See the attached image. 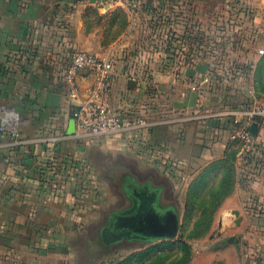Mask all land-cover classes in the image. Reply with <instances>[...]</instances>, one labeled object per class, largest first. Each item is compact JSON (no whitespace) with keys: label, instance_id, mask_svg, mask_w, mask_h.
<instances>
[{"label":"crops","instance_id":"0c3cea01","mask_svg":"<svg viewBox=\"0 0 264 264\" xmlns=\"http://www.w3.org/2000/svg\"><path fill=\"white\" fill-rule=\"evenodd\" d=\"M199 1L138 0L141 11L130 17L126 32L111 45V56L117 61L88 51L115 61L107 104L122 112L131 126L81 140L74 137L75 122L70 112L89 98L93 77L84 74L78 79L74 100L53 83L61 65L52 64L67 47L85 51L92 47L93 35L85 31L82 15L89 5L95 6L94 2L0 0V103L24 118L22 148L12 158L5 148L8 138L0 135V264H82L75 248L64 240L71 233L63 234V229L53 225L82 221L90 215L85 206L97 204L83 197L72 199L69 193L75 187L69 181L52 187L45 181L46 174L52 173L42 166L44 159L72 157L71 149L81 141L114 143L137 157L158 159L163 168L169 169L170 164L192 166L193 175L224 156L231 138H235L229 113L239 107L228 108L230 102L216 106L207 99L209 89L216 86L211 61L198 56L195 49L183 54L180 47L184 39H172L193 30L192 18ZM244 1L247 6L263 7L262 0ZM106 2L104 7L109 9L119 6ZM100 6L99 13L103 14ZM156 13L157 18L153 16ZM153 31L159 33L154 41L138 35L151 32L149 37H153ZM149 40L155 48L149 46ZM174 45L179 47L176 53ZM140 62L145 66L135 64ZM152 91L157 93L155 97ZM258 121L255 136L259 150L250 163L242 164L237 157L234 192L222 202L208 237L191 243L188 264H264V114ZM145 185L147 199L134 203L127 220L150 200L176 221L173 235L156 239L176 236L178 211L162 203L161 187L149 182ZM151 195L153 200L148 199ZM120 213L109 216V232ZM156 232L130 229L127 234L132 239H150Z\"/></svg>","mask_w":264,"mask_h":264},{"label":"rangeland","instance_id":"374dc122","mask_svg":"<svg viewBox=\"0 0 264 264\" xmlns=\"http://www.w3.org/2000/svg\"><path fill=\"white\" fill-rule=\"evenodd\" d=\"M106 1L108 4L111 2V0H92L95 6L89 5L82 16L85 31L93 35L92 47L86 51L111 56L114 52L111 45L122 37L127 30L130 17L141 11L143 6L130 11L127 7L118 4V7L109 9L104 7ZM244 2V0H200L198 11L192 18L193 30L184 33L182 38L175 35L172 38L184 39L185 44L180 47L183 54L195 49L198 56L208 57L213 66L216 86L207 90V99L215 105L230 102L232 105L228 106L230 109L264 107V51L261 54L258 52L259 48L264 49V0L261 2L263 6L261 10L244 5ZM98 5H101L103 14L99 13ZM157 14L153 16L157 18ZM137 16L141 17L142 14ZM145 33L138 32V35L144 34L146 39L151 38L152 41L159 38L157 31L152 32L153 37H149L151 32L148 36ZM147 42L149 46L155 48L153 42L150 40ZM174 48L176 53L179 47L174 45ZM74 50L85 51L83 48L67 47L64 55L60 54L61 57L52 64L61 65L53 76V83L57 88L67 56ZM111 57L116 60V57ZM119 60H122V57H119ZM135 64L145 66L144 62ZM239 85L243 88H239ZM248 88L251 92L247 90ZM150 94L153 97L157 95L153 91ZM156 100L154 105L158 103ZM23 122L22 117L21 136ZM0 135L8 138V145L5 148L12 158L13 153L22 148L21 144H14L13 138L7 134L0 132ZM240 143L241 141L235 137L231 138L230 146L228 145L227 153L237 149L235 159L230 157L226 162L231 163L234 169H236L237 157L242 164L249 160L251 162L253 158L242 159L238 156ZM71 151L72 157L44 159L42 166L49 168L52 173V176L50 174L45 176V181L54 185L52 187L69 181L75 187V190L69 193L72 199L83 197L82 199L93 200L97 204L96 207L85 206L90 210L87 212L90 215L82 221L68 223V226L60 222H55L53 225L54 229L58 226L63 229V234L71 233L70 238L64 240L75 248L77 259L82 264L108 262L184 264L189 258L191 243L208 237L214 229L215 217L222 204L221 201L234 192L233 188L220 200L218 188L225 178L226 168L228 170L231 168L228 164L223 165L224 168L221 165L209 168L205 166L193 175L192 166L180 168L170 164L169 169L168 166L163 168L158 159L137 157L119 149L114 143L94 145L81 141ZM11 158L10 163H13ZM227 176L231 183L230 176ZM146 182L161 187L159 198L162 203L172 204L178 211L180 221L176 236L149 240L132 239L130 236L121 235L119 238L112 236L104 240L101 232L105 233L104 229L109 225V216L113 212L120 213L128 208L131 204V196L139 198L137 203L141 202L147 193L139 186ZM129 211L117 215L111 226L112 230L118 227L120 233L123 228L125 229L122 219L125 216L126 219L129 218L132 209Z\"/></svg>","mask_w":264,"mask_h":264},{"label":"built area","instance_id":"2783aa9c","mask_svg":"<svg viewBox=\"0 0 264 264\" xmlns=\"http://www.w3.org/2000/svg\"><path fill=\"white\" fill-rule=\"evenodd\" d=\"M123 5L128 10L138 7V0H111ZM264 49L259 48V54ZM114 62L102 58L94 53L74 50L68 54L65 66L58 81L69 98L77 100L78 79L84 74L93 77L89 98L71 109V116L75 122L74 137L77 139H91L117 133L131 126L122 112L112 110L107 104L111 82L113 78ZM232 122L235 125V137L241 143L238 151L240 158L254 157L259 150V141L250 134L248 127L253 122H259L264 110L259 106L251 109L237 108L230 111ZM21 115L12 107L0 103V132L13 138L14 144H22L20 133ZM249 159V158H246Z\"/></svg>","mask_w":264,"mask_h":264},{"label":"water","instance_id":"95a60500","mask_svg":"<svg viewBox=\"0 0 264 264\" xmlns=\"http://www.w3.org/2000/svg\"><path fill=\"white\" fill-rule=\"evenodd\" d=\"M132 81V80H131ZM258 123L253 122L248 131L252 135H256ZM237 215V212H234ZM127 229H142L145 231H157L154 237L171 236L175 233L176 221L167 212L159 206H156L152 201L147 200L144 205L140 207L137 213L130 221L124 224Z\"/></svg>","mask_w":264,"mask_h":264},{"label":"trees","instance_id":"16d2710c","mask_svg":"<svg viewBox=\"0 0 264 264\" xmlns=\"http://www.w3.org/2000/svg\"><path fill=\"white\" fill-rule=\"evenodd\" d=\"M230 146V145H229ZM229 146L227 147V149H226V151H225V153H224V156L222 157V158H220V159H218V160H215V161H213V162H211L207 167L209 168V167H213V166H215V167H217V165H221L222 166V168H224V166L223 165H225V164H228L231 168L228 170L227 168H226V173H225V178L220 182V184H219V188H218V191H219V196L221 197L220 198V200L222 199V197H224L225 195L227 196L232 190H233V188H234V185H235V169H234V167L232 166V164L231 163H226L227 162V160L231 157L232 159H235V156H236V153H237V149H235V150H233V151H230L229 153H227L229 150ZM208 168H207V170H208ZM227 175H229L230 176V179H231V183H229V177L227 176ZM140 187V186H139ZM228 197V196H227ZM225 200V199H224ZM223 200V201H224ZM223 201H221V202H223ZM168 207H170V208H174V206H172V205H169ZM207 209V208H206ZM204 212V214H205V211H203ZM200 220H201V218H200ZM104 231H105V233L104 232H101V234H102V238L104 239V240H106V239H109V237H112V236H118V238L122 235H127L128 236V234H127V232H124V231H122V232H120V234L121 235H115V234H112V232H109V231H107V227L104 229ZM111 231H112V229H111ZM105 234V235H104ZM117 234H119V233H117ZM106 235H107V237H106ZM118 238H116V239H118ZM156 238H159V237H154V236H152V237H150V239L149 240H154V239H156ZM145 239H147V238H145ZM189 251H190V253H189V258H188V260H187V262L186 263H184V264H188L189 263V260H190V257H191V253H192V248H191V246H189ZM144 254V253H143ZM128 263V262H127ZM126 263V264H127ZM122 264H124V263H122Z\"/></svg>","mask_w":264,"mask_h":264},{"label":"flooded vegetation","instance_id":"af4514ba","mask_svg":"<svg viewBox=\"0 0 264 264\" xmlns=\"http://www.w3.org/2000/svg\"><path fill=\"white\" fill-rule=\"evenodd\" d=\"M146 184V183H145ZM136 185V184H135ZM139 188H142V189H144V190H147V188H146V185L144 186V184L143 185H141ZM148 191H146V193H147ZM131 204H130V206H129V209L131 210V207H133L134 206V203H137V201H139V198H137V197H135V196H132L131 198ZM147 199V196H144V198H142V200H141V202H144L145 200ZM148 199H154V195H151V196H149V198ZM138 203H140V202H138ZM123 213H126V211H124ZM128 220L126 219V216L122 219V223L123 224H125L126 222H127ZM118 227H116V230H115V228L111 231L112 232V234H115V235H121L120 233H119V231H118V229H117ZM140 230V229H139ZM108 231V230H107ZM122 231H124V232H127V231H129V230H127L126 228L124 229L123 228V230ZM145 232H147V231H145ZM149 232V231H148ZM117 233H119V234H117Z\"/></svg>","mask_w":264,"mask_h":264}]
</instances>
